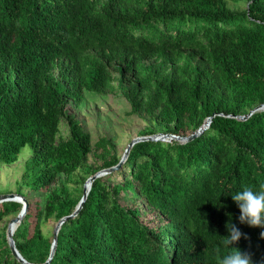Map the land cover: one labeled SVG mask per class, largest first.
Listing matches in <instances>:
<instances>
[{"label": "trees", "instance_id": "obj_1", "mask_svg": "<svg viewBox=\"0 0 264 264\" xmlns=\"http://www.w3.org/2000/svg\"><path fill=\"white\" fill-rule=\"evenodd\" d=\"M116 92L150 123L143 136H186L214 115L188 141L134 143L94 178L46 263L53 236L41 225L72 213L84 181L120 159L67 106ZM262 103L264 0H0V164L28 147L20 185L45 194L18 189L28 208L16 249L31 264H218L232 223L243 234L233 247L264 264V228L241 224L232 199L264 184V109L234 117ZM21 207L0 202V222ZM0 264H24L3 226Z\"/></svg>", "mask_w": 264, "mask_h": 264}, {"label": "rangeland", "instance_id": "obj_2", "mask_svg": "<svg viewBox=\"0 0 264 264\" xmlns=\"http://www.w3.org/2000/svg\"><path fill=\"white\" fill-rule=\"evenodd\" d=\"M242 5L244 6L242 3L237 6L230 3V6L233 8H241ZM67 110L80 121L83 129L90 135L92 145L98 138L105 137L113 145L114 153L118 157L123 155L129 141L134 137L143 136L141 135V131L147 129L150 125L148 121L129 113V105L119 92L97 95L85 94L77 107L69 105L67 106ZM66 132L64 123H62L60 133L65 135ZM29 156L28 147H24L14 163L9 165L0 164V194L17 193L18 189H21L29 198L37 197L38 199H42L45 196V194L30 191L20 185L24 162ZM93 161H95L94 158L89 156V162L93 163ZM98 163L99 161L95 162V164ZM115 178L119 180L120 176L117 175ZM63 179V174L57 175L54 182L51 183L50 188H56L58 183H61ZM112 180L113 178H110V181ZM122 201L130 202L127 199ZM135 204H139L142 207L140 199H137ZM15 216L9 215L5 217L0 222V226H3L6 231L9 220ZM141 218L150 224L155 222L153 215L148 211L142 212ZM55 224V220L50 218L45 224L41 225V229L44 233L50 234L53 232Z\"/></svg>", "mask_w": 264, "mask_h": 264}, {"label": "water", "instance_id": "obj_3", "mask_svg": "<svg viewBox=\"0 0 264 264\" xmlns=\"http://www.w3.org/2000/svg\"><path fill=\"white\" fill-rule=\"evenodd\" d=\"M260 109H264V103L254 107L253 109H251L246 115H235L234 117L238 118V119H241V120H244L246 119L248 116H250L254 111L256 110H260ZM214 115V114H213ZM212 115V116H213ZM212 116L210 117H207L205 119V122L200 126L198 127L194 132L190 133L189 135H186V136H183V135H175V134H170V133H157V134H153V135H146V136H138V137H134L132 138L129 143L127 144L126 148L124 149V152H123V155L120 157L119 161L113 165V166H110L108 168H104V169H100L98 171H96L93 175H91L90 177H88L84 183H83V188H82V195L74 209V211L72 213H70L69 215H66V216H63L62 218H60L54 228H53V232H52V244H51V248H50V254H49V257L46 261V263L48 262V260L51 258L53 252H54V249H55V245H56V235H57V231L61 225V223H63L65 220L73 217L80 209L83 201L85 200L86 198V195H87V192L90 188V184L91 182L93 181L94 178L98 177V176H101L105 173H108V172H111L113 170H116L120 167L121 163L123 162V160L126 159L128 153H129V150L131 148V146L138 142V141H141V140H162V141H170L171 139L173 140H177V141H181V142H184V141H188L190 140L191 138L197 136L199 133H201L204 129H206L211 121V118ZM88 182V188L86 190V183ZM7 200H14V201H19L22 203V207L20 209V211L17 213V215L13 218H11L7 224V228H6V240H7V244L10 248V251L12 253V255L20 262L24 263V264H31L29 262H27L21 255L20 253L18 252V250L16 249L15 247V244H14V240H13V231L15 229V226L19 223V221L22 219V217L24 216L27 208H28V204H27V201L26 199L21 196L20 194L18 193H5V194H0V202L2 201H7ZM12 225V227H10ZM44 263V264H46Z\"/></svg>", "mask_w": 264, "mask_h": 264}, {"label": "clouds", "instance_id": "obj_4", "mask_svg": "<svg viewBox=\"0 0 264 264\" xmlns=\"http://www.w3.org/2000/svg\"><path fill=\"white\" fill-rule=\"evenodd\" d=\"M233 201L237 204L241 224L250 227L264 228V184L260 185L259 191H254L251 187H243L241 191L232 195ZM228 235L224 237V246L232 248L228 254L223 255L218 264H252L251 255L242 253L238 248L233 247L243 235L241 231L232 223H227ZM260 238L264 239V231L260 233Z\"/></svg>", "mask_w": 264, "mask_h": 264}, {"label": "bare ground", "instance_id": "obj_5", "mask_svg": "<svg viewBox=\"0 0 264 264\" xmlns=\"http://www.w3.org/2000/svg\"><path fill=\"white\" fill-rule=\"evenodd\" d=\"M87 188H88V182L86 183V190H87ZM10 227H12V225Z\"/></svg>", "mask_w": 264, "mask_h": 264}]
</instances>
